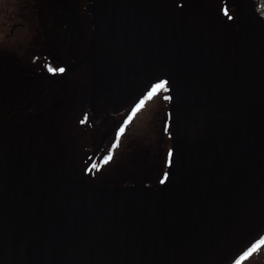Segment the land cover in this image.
Returning <instances> with one entry per match:
<instances>
[{"label": "water", "instance_id": "water-1", "mask_svg": "<svg viewBox=\"0 0 264 264\" xmlns=\"http://www.w3.org/2000/svg\"><path fill=\"white\" fill-rule=\"evenodd\" d=\"M135 5L108 6L148 11ZM250 13L252 49L229 80L207 44L172 22L164 58L141 67L168 79L190 136L157 186L93 185L15 152L2 159L0 264H232L263 236L264 0Z\"/></svg>", "mask_w": 264, "mask_h": 264}, {"label": "flooded vegetation", "instance_id": "flooded-vegetation-1", "mask_svg": "<svg viewBox=\"0 0 264 264\" xmlns=\"http://www.w3.org/2000/svg\"><path fill=\"white\" fill-rule=\"evenodd\" d=\"M222 1L229 21L213 33L198 25L207 0H0V164L15 152L93 185L157 186L190 136L168 79L141 67L164 58L172 22L203 40L220 79H231L252 49L250 9L263 0ZM116 2L148 11L111 15ZM129 49L141 54L127 61ZM256 251L264 243L234 264Z\"/></svg>", "mask_w": 264, "mask_h": 264}, {"label": "rangeland", "instance_id": "rangeland-1", "mask_svg": "<svg viewBox=\"0 0 264 264\" xmlns=\"http://www.w3.org/2000/svg\"><path fill=\"white\" fill-rule=\"evenodd\" d=\"M222 0H207L203 14L198 21V25L205 27L212 31L213 33L219 30H225L227 23V18L224 13V4ZM221 32V31H219ZM257 256H254L252 260L244 262L245 264H264V251H256Z\"/></svg>", "mask_w": 264, "mask_h": 264}, {"label": "snow or ice", "instance_id": "snow-or-ice-1", "mask_svg": "<svg viewBox=\"0 0 264 264\" xmlns=\"http://www.w3.org/2000/svg\"><path fill=\"white\" fill-rule=\"evenodd\" d=\"M159 84L162 86L164 84V81H160ZM155 87V86H154ZM142 102V100H141ZM136 107H139V104L136 105ZM135 111V108H133V112ZM125 123H127V121H125ZM124 126L121 125V127L119 129H117L116 131V135L117 137H119V135L121 134V132L123 131ZM114 146V145H113ZM109 154L111 153V150H108ZM108 157L106 156L105 159H107ZM264 243V237H261L259 241H257L255 244H253L250 248H248V250L244 253V256L249 255L253 249H255L259 244Z\"/></svg>", "mask_w": 264, "mask_h": 264}]
</instances>
